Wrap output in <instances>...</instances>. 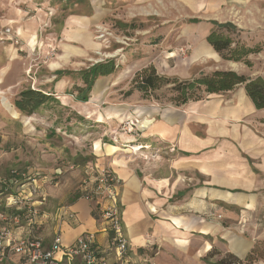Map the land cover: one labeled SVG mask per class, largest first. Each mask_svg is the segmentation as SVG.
Returning a JSON list of instances; mask_svg holds the SVG:
<instances>
[{
	"label": "crops",
	"instance_id": "1",
	"mask_svg": "<svg viewBox=\"0 0 264 264\" xmlns=\"http://www.w3.org/2000/svg\"><path fill=\"white\" fill-rule=\"evenodd\" d=\"M171 1L213 15L190 22L189 34L194 33L196 39L191 40L192 34L185 36L186 44H182L192 41L194 61L204 60L200 58L203 54L217 55L211 60H224L206 40L215 21H229L241 29H253L262 22L258 15L264 0ZM28 6L3 12L0 17V28L12 24L19 33L18 43L0 44V173L8 176L11 169L17 168L33 174L40 188L36 200L41 212L34 235L50 246L57 234L64 245H69L93 232L101 249L110 252L109 234L102 229L97 203L83 194L86 165L93 162L99 168H111L122 181L119 205L132 264H212L219 259L213 258L219 251L223 252L221 257L228 252L240 259L245 257L251 248L250 239L209 218L220 211L224 220H232L240 230L251 216L257 219L264 214V109L255 107L244 85L182 106L141 102L134 94L121 110L111 106L104 114L100 112L99 120L111 127L104 133L107 139L93 141L94 159L87 161L83 169L79 164H58L56 160L64 158L68 145L57 144L54 133L59 131L64 140L70 130L71 117L63 110L81 116V101L75 92L67 93L70 81L59 72L73 59L81 58V45L76 49L67 43L86 40L84 33L96 20L98 7L93 3L92 15L66 18L62 38L67 42L60 55L42 67L49 73H40L36 86L56 101H50L39 112L24 115L15 107L14 99L30 86L25 71L35 51L47 42L40 35L52 18L47 11L53 9L47 0H34ZM202 22L205 26L193 31ZM89 42L93 48L99 47L90 40L84 46ZM135 64L136 70L149 64L156 66L147 61ZM99 89L98 83L92 100ZM127 119L141 122L144 127H137L134 134L113 127ZM71 177L76 181H70ZM76 194L80 196L74 199ZM72 212L75 217L69 218ZM16 233L27 235L28 229L20 227Z\"/></svg>",
	"mask_w": 264,
	"mask_h": 264
},
{
	"label": "rangeland",
	"instance_id": "2",
	"mask_svg": "<svg viewBox=\"0 0 264 264\" xmlns=\"http://www.w3.org/2000/svg\"><path fill=\"white\" fill-rule=\"evenodd\" d=\"M32 1L34 0H0V17L3 16V12H11L15 8H23L22 6H25V9H28V4ZM47 1L53 8L51 9L52 14H50V11H47L48 15H51L52 18L46 26V32L40 35V38L47 40L46 44L41 49L35 51L31 66L29 65L28 67H32L30 74L25 71L26 78L31 81L30 87L38 85L37 80L40 73H49V70H46L47 68L43 69L42 67L54 61L60 55L63 44L67 42L62 38V27L66 18L69 16L75 18L76 16L84 15L87 11L85 4L77 3L75 2L76 0ZM132 1L134 2L133 4L127 3V0H90L92 5L94 3L98 7L97 18L87 27L84 34L86 40L99 43V47L93 48L90 42V45L84 46L83 43H86V40H82L80 43L79 41H69L67 43L71 46L74 45L76 49V45H81L84 51L81 50L80 59H73V62L67 65L63 71H79L97 61L112 58L116 60L117 69L113 73L97 79L95 85L98 83L100 85L98 95L92 100L94 85L89 101L87 103L81 101V116L76 115L72 110H63L65 112L64 115L68 112L69 117H71L68 124L70 125V130L67 131L69 136L64 135V140L59 131L54 133V141L57 144L67 143L68 145L66 148L67 152L64 151L63 153L65 155L63 156L64 158L56 160L58 164L63 165V162L65 166L79 164L80 168L83 169L85 163H82L79 157L88 156L94 159L96 156L93 153V141L103 137L107 139L104 133L111 127L104 120H99L100 112L104 114L111 106L118 107L121 110V108L127 106L128 101L134 94L139 95L141 102L174 105L168 101L174 95L169 90L173 86L172 82L158 91L157 94L162 96L160 101L144 100L137 91L128 96L124 94L129 89L130 81L137 71L135 61L154 63L160 73L168 76H178L179 78H189L195 74H199L201 71H211L221 68H233L247 76L262 75L264 77V6L261 9L262 13L258 15L260 20H262L261 24L259 26L255 25L253 29H242L239 33V36L247 43L251 45L260 44L263 48L262 51L253 54L252 58H249L252 65H248L245 62H236L237 64L232 66L230 62L234 61L222 60L220 62L219 60H211L212 56L217 57V55H206L207 57H204L205 54H203V57L201 56L200 58H204V60L194 61L191 47V40L196 39L194 33H191L193 38L185 45L186 40L184 37L191 35L188 31V27L190 26L188 19L199 18L207 20L208 18H213V15L205 11L192 10L182 3H175L171 0H165L164 3L160 0H150L142 4L137 3V0ZM237 16L239 17V15ZM118 20L133 21L138 28H123L117 23ZM245 21L246 18L243 17V22ZM202 26H205V22L199 23L193 31L197 32ZM183 42L185 44H182ZM52 50L54 52H49ZM171 52H174L176 55H171ZM65 77L70 81L68 91L74 90L77 83L83 85L82 80L78 79L75 73L67 74ZM76 95L77 92H75ZM55 112H59V110L56 109ZM67 122L68 120L64 124H67ZM119 125L116 124L113 127H116L117 131H121ZM0 127L2 128L3 126L1 125ZM17 170L28 171V169ZM76 179L75 177H71L70 181L75 182ZM56 180L54 179V181ZM76 184H80V182H76ZM209 218L216 224L223 222L229 230L236 231L249 238L251 248L256 241H264V214L257 217V219L251 216V221L248 219L247 225L244 228H240V230L237 229L232 220H224L225 218L220 211H214ZM253 221H257V225L253 226ZM261 249L260 257L251 264H264V246ZM222 253L220 251L217 252V255L213 256V258H220ZM243 258L244 256H242Z\"/></svg>",
	"mask_w": 264,
	"mask_h": 264
},
{
	"label": "built area",
	"instance_id": "3",
	"mask_svg": "<svg viewBox=\"0 0 264 264\" xmlns=\"http://www.w3.org/2000/svg\"><path fill=\"white\" fill-rule=\"evenodd\" d=\"M18 38L19 33L12 24L0 28V44L18 43ZM31 71L32 67L26 72L30 74ZM31 87L36 88L34 85ZM137 127L140 130L144 125L133 119L119 125L120 130L127 134H134ZM112 139L116 141L115 136ZM61 173L62 169H59L58 174ZM121 185V179L111 168H99L93 162L86 165L83 194L94 199L99 206L102 229L109 234L111 249L104 252L93 232L80 236L69 245H64L57 234L53 243L46 246L34 235L41 217L36 200L40 188L35 178L15 168L8 176L0 173V264H132L119 205ZM44 197L42 195V200ZM68 217L74 218L75 214L69 213ZM20 227H26L28 234L18 235L16 230Z\"/></svg>",
	"mask_w": 264,
	"mask_h": 264
},
{
	"label": "trees",
	"instance_id": "4",
	"mask_svg": "<svg viewBox=\"0 0 264 264\" xmlns=\"http://www.w3.org/2000/svg\"><path fill=\"white\" fill-rule=\"evenodd\" d=\"M73 1V0H70ZM75 2L85 4L87 11L84 15L93 14V5L90 0H76ZM189 22H199L198 18H190ZM117 23L123 27L138 28L135 23L118 20ZM214 27L206 36L208 43L217 51L224 60L234 62H245L252 65L249 56L262 51L260 44L251 45L247 43L239 33L240 29L232 22H214ZM117 69L114 58L98 61L87 68L79 71H60V75L75 73L78 79L82 80L83 85L77 83L74 90L67 91L68 94L77 92L76 99L87 102L90 93L98 78L107 76ZM172 82L173 86L169 89L173 96L168 99L176 106H182L190 101L204 99L206 95L212 93H222L234 89L238 85H244L247 95L250 97L257 109H264V77L262 75L247 76L234 69H214L211 71H201L189 78H179L178 76H168L160 73L156 66L149 64L134 73L130 81V87L124 94L126 96L139 92L141 97L147 101H160L158 91ZM56 99L46 94L38 88L27 87L23 89L14 99V105L19 112L24 115H31L45 108L50 101ZM81 156V155H80ZM82 163L92 160V157H79ZM80 195L76 194L74 199ZM98 211L99 206L97 205ZM264 241H256L243 259L236 257L228 252L212 264H243L253 263L260 257L261 247ZM208 260V259H207Z\"/></svg>",
	"mask_w": 264,
	"mask_h": 264
},
{
	"label": "bare ground",
	"instance_id": "5",
	"mask_svg": "<svg viewBox=\"0 0 264 264\" xmlns=\"http://www.w3.org/2000/svg\"><path fill=\"white\" fill-rule=\"evenodd\" d=\"M102 54V53H101Z\"/></svg>",
	"mask_w": 264,
	"mask_h": 264
},
{
	"label": "water",
	"instance_id": "6",
	"mask_svg": "<svg viewBox=\"0 0 264 264\" xmlns=\"http://www.w3.org/2000/svg\"><path fill=\"white\" fill-rule=\"evenodd\" d=\"M98 62V61H97Z\"/></svg>",
	"mask_w": 264,
	"mask_h": 264
}]
</instances>
